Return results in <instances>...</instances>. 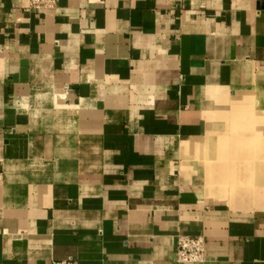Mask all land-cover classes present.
Wrapping results in <instances>:
<instances>
[{
  "label": "crops",
  "instance_id": "1",
  "mask_svg": "<svg viewBox=\"0 0 264 264\" xmlns=\"http://www.w3.org/2000/svg\"><path fill=\"white\" fill-rule=\"evenodd\" d=\"M29 4L0 0V264H178V235L264 264V180L205 181L264 176V133L214 136L264 128V0Z\"/></svg>",
  "mask_w": 264,
  "mask_h": 264
},
{
  "label": "rangeland",
  "instance_id": "2",
  "mask_svg": "<svg viewBox=\"0 0 264 264\" xmlns=\"http://www.w3.org/2000/svg\"><path fill=\"white\" fill-rule=\"evenodd\" d=\"M254 111H246L245 109L242 111V112H233L231 113L229 116L230 118H233V119H239L240 120V126L236 127V126H230V125H227L226 128H224L222 130V133H215L214 136H222V137H243V139H245L246 137H254V136H258V135H262L264 133V128H255L254 129V119L255 116H254ZM264 115V114H263ZM252 117V118H251ZM243 120V121H241ZM230 139V138H229ZM253 141H254V138H252ZM234 140V139H233ZM221 145V144H220ZM223 145H225L227 148H226V152L227 150H229L225 155L226 156H232L234 155L235 152L237 153H241L242 149L239 148V145L238 144H235V143H230V142H223L222 143V147ZM248 146H251L253 149H257L259 152V156L262 155L264 156V141L262 140H258L257 143H253V144H249L248 143ZM246 146H244L245 148ZM217 150V149H216ZM218 151V150H217ZM216 151V152H217ZM218 153V152H217ZM206 163H208L209 161H204ZM211 163H218L219 160H216V161H213L211 160L210 161ZM244 162H247L248 164H251V163H261V162H264L262 160H254V159H249V160H244ZM254 179V185H256V183H260V181H263L264 180V176H235V175H232V176H229L227 177L228 181H232L233 183L235 182V185L233 186H229V185H224V184H221L219 183V177L218 176H214V175H210V176H206L205 175V181H206V184L208 187H211L210 188H213L215 190H212L214 191L212 195H221V196H230V199H233V198H237L236 196V192H235V188L240 184V179ZM209 180L211 181L210 185L209 184ZM235 180V181H234ZM218 183V184H217ZM245 187V186H244ZM223 189V191H221ZM254 189H255V186H254ZM238 191V194H244V196H246V198H251L252 194L250 192H243V191ZM256 194L259 193L261 194L262 192H258L256 191ZM251 194V195H250ZM219 198V197H218ZM262 207V206H261ZM260 208V207H259Z\"/></svg>",
  "mask_w": 264,
  "mask_h": 264
},
{
  "label": "built area",
  "instance_id": "3",
  "mask_svg": "<svg viewBox=\"0 0 264 264\" xmlns=\"http://www.w3.org/2000/svg\"><path fill=\"white\" fill-rule=\"evenodd\" d=\"M29 10L39 14L44 10L53 9L57 0H29ZM3 181V167L0 162V183ZM205 239L198 236L178 235L176 238V263L198 264L204 260ZM52 264H77L72 259Z\"/></svg>",
  "mask_w": 264,
  "mask_h": 264
},
{
  "label": "bare ground",
  "instance_id": "4",
  "mask_svg": "<svg viewBox=\"0 0 264 264\" xmlns=\"http://www.w3.org/2000/svg\"><path fill=\"white\" fill-rule=\"evenodd\" d=\"M260 120H262V119H264V115H262L261 116V118L260 117H258ZM242 147V146H241ZM226 146L225 145H223V147H222V145H219V148H217V150H214V151H217V152H226ZM243 148V147H242ZM244 149H247V147H245ZM245 151V150H244ZM247 152H249V151H251V150H249L248 151V149L246 150ZM227 152H228V150H227ZM251 153V152H250ZM219 154V153H218ZM230 158H231V156H230ZM232 160V159H231ZM244 160V159H243ZM243 168V170L244 171H252L253 169H254V165H252V164H248V166H242ZM219 168V166H216L214 169L215 170H217ZM215 170H213V168H211V172H214ZM210 172V173H211ZM251 172H249V176H251V174H250ZM246 175V174H245ZM210 183H211V181L209 180V184L208 185H210ZM235 183V182H234ZM244 183V188H241L239 191H243V192H246V190H247V188H249V186L251 185V183H252V179H243V181H242V184ZM218 184V183H217ZM233 185V184H232ZM211 186V185H210ZM247 192H250V190H248ZM243 196H244V194H243ZM259 196V195H258ZM256 197V196H255ZM245 198H246V196H245ZM247 199H248V197H247ZM249 199H251V198H249ZM258 200H260V199H258ZM258 202V201H257Z\"/></svg>",
  "mask_w": 264,
  "mask_h": 264
}]
</instances>
